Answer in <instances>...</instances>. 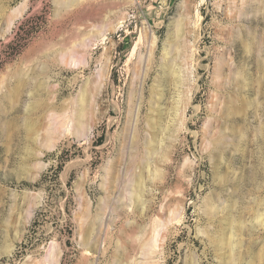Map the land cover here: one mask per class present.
<instances>
[{"label": "rangeland", "instance_id": "rangeland-1", "mask_svg": "<svg viewBox=\"0 0 264 264\" xmlns=\"http://www.w3.org/2000/svg\"><path fill=\"white\" fill-rule=\"evenodd\" d=\"M133 262L264 264V0H0V264Z\"/></svg>", "mask_w": 264, "mask_h": 264}, {"label": "bare ground", "instance_id": "bare-ground-1", "mask_svg": "<svg viewBox=\"0 0 264 264\" xmlns=\"http://www.w3.org/2000/svg\"><path fill=\"white\" fill-rule=\"evenodd\" d=\"M232 21V20H231ZM178 29V28H177ZM140 39H141V37H139V41H140ZM238 39V38H237ZM187 42V41H186ZM155 40H152L151 41V45H150V51H149V54H152V51L154 50V48H155ZM138 47H140V46H138V44L136 43V45L133 47V51H132V53L134 54V50L136 49L137 50V48ZM135 50V51H136ZM139 51V50H138ZM166 51V50H165ZM166 54V53H165ZM167 54H168V52H167ZM164 55V57L166 58L168 55ZM142 60V59H141ZM141 60H140V62H141ZM189 60V59H188ZM148 61H150V59L148 60ZM171 62V61H170ZM151 64V63H150ZM148 65V64H147ZM149 66V65H148ZM166 68L167 69H169V68H172L171 66H170V63L168 62H166ZM170 66V67H169ZM173 69H174V67H173ZM147 70V69H146ZM169 71H171L170 69H169ZM175 71V70H174ZM149 72V71H148ZM176 72V71H175ZM173 74V73H172ZM146 77V76H145ZM158 91V90H157ZM197 91V90H196ZM84 94H85V92H84ZM133 94V93H132ZM137 96V95H136ZM190 97V96H189ZM153 124V123H152ZM81 125H82V123H81ZM155 127V126H154ZM58 131V130H57ZM82 133V132H81ZM134 133V132H133ZM62 135V134H61ZM147 137V136H146ZM150 137V136H149ZM133 139V138H132ZM146 144V143H145ZM148 144V143H147ZM151 144H152V142H151ZM159 144V143H158ZM153 145V144H152ZM147 146V145H146ZM151 147H153V146H151ZM154 148V147H153ZM158 148V147H157ZM149 149H150V147H149ZM156 150V149H155ZM154 151V150H153ZM152 150H151V153L153 152ZM157 152V151H156ZM149 153V152H148ZM155 153V152H154ZM146 155V154H145ZM149 155H150V153H149ZM154 155V154H153ZM144 157V156H143ZM146 158V157H145ZM138 159V158H137ZM144 160V159H143ZM146 161H147V158H146ZM145 162V161H144ZM148 163V162H147ZM147 163H144V164H146V165H148ZM138 164V163H137ZM154 164V163H153ZM131 170V169H130ZM157 171V170H156ZM129 182H128V185L130 186V189H131V191H132V196H133V198L134 197H138V194H139V191H138V186L140 185L141 186V184H139V176H133L130 180H128ZM140 182H141V180H140ZM126 190V189H125ZM140 190H142V189H140ZM143 193V192H142ZM142 193H140V194H142ZM130 194V193H129ZM132 198V199H133ZM173 213V212H172ZM166 218V217H165ZM157 224V223H156ZM170 224V223H169ZM157 227V226H156ZM152 228H155V227H153L152 226ZM153 230V229H152ZM156 231V230H155ZM144 234H146V233H144ZM149 238V237H148ZM230 239V238H229ZM228 241V240H227ZM225 242V241H224ZM149 243V242H148ZM150 244V243H149ZM227 244V243H226ZM230 244V243H229ZM145 242L144 243H141L140 245H139V249H140V251H142L144 248H145ZM150 246H151V244H150ZM148 247H146V249H147ZM229 249V248H228ZM145 250V249H144ZM143 250V251H144ZM146 251H148V250H146ZM231 253V252H230ZM138 254V253H137ZM136 254V255H137ZM135 255V256H136ZM123 258V257H122ZM147 259V258H146ZM130 260V259H129ZM230 261V260H229ZM133 264H134V262H133ZM135 264H137V263H135Z\"/></svg>", "mask_w": 264, "mask_h": 264}]
</instances>
